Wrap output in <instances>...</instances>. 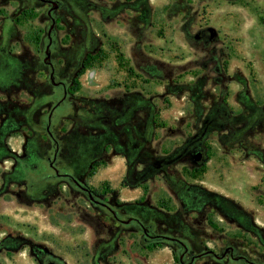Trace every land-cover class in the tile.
Listing matches in <instances>:
<instances>
[{
  "label": "rangeland",
  "instance_id": "1",
  "mask_svg": "<svg viewBox=\"0 0 264 264\" xmlns=\"http://www.w3.org/2000/svg\"><path fill=\"white\" fill-rule=\"evenodd\" d=\"M56 1L52 24L47 3L0 0L1 232L66 264H179L183 252L145 244L65 181L28 194L26 176L48 172L43 123L62 97L49 50L67 86L51 115L59 169L183 242L184 264L225 249L191 264H264V0ZM195 134L197 163L182 152Z\"/></svg>",
  "mask_w": 264,
  "mask_h": 264
},
{
  "label": "flooded vegetation",
  "instance_id": "2",
  "mask_svg": "<svg viewBox=\"0 0 264 264\" xmlns=\"http://www.w3.org/2000/svg\"><path fill=\"white\" fill-rule=\"evenodd\" d=\"M38 1L51 5V7L48 9V11H50L49 15L47 16L49 17V19L52 18L50 15L51 12L57 9L59 6L54 8V4H51L50 2H55V3H58V2L56 0H38ZM48 39L49 41L47 44V48L49 49L51 38L48 37ZM45 52H48L50 56L49 50ZM49 56L46 58V61L43 62L49 67L48 81L51 85H53L54 87H58L61 90L62 97L60 100L52 104V106L49 109L48 114L45 117L46 120L43 123L44 132L46 133L47 136H48L47 132L50 133V135L52 136V139L49 136L48 138L53 143L52 155L45 157V164H46L48 172L40 176H37L35 178L26 176L27 182H28V185H27L28 194L35 193L38 189L43 188L47 184H50L49 186H46L47 188L54 190V188L56 187L55 183L59 181H65L67 182L68 187H71L75 189L76 191H78L80 194H82L87 199V201L90 202L91 205L101 209L107 216H109L115 222L119 224H124V225L128 223H132V222L137 225V222H138L141 225V226L137 225V227L142 233V236H143L142 241L145 244H147L148 243L147 241H150L151 240L150 238L153 236V234H151L150 232L151 230L150 226H147V228H145L136 218L131 217V216H127L126 218H123L114 208L110 207L104 201L105 197L108 195L106 191H98V190L90 189L86 186V184L78 182L70 173L63 171L56 166V159H57V154L59 150V144L51 132V127H52L51 115L53 111L55 110V108L64 106L62 103H63V100L65 99L67 86L64 81L55 80V75L57 74L58 70L54 68L53 62L48 60ZM200 140L201 139L198 138L196 134L192 135L190 138L186 140L183 146V149H182V152L187 154L189 160L193 163H197L202 158L201 150L195 148V146L200 143ZM172 155H173V152H172ZM156 167L159 169L154 170L153 172H158L165 166L163 164H159V165H156ZM10 195L12 196L11 193ZM115 217L119 221H123L126 223H120L116 221L114 219ZM132 219L137 220V222L133 221ZM35 241L36 240H34L32 237L19 238L18 236H14L13 230L9 232L8 231L1 232V228H0V264H19L20 261H22L21 259L25 261V264H66L65 262H63V260H61L60 256L50 251L47 245V242H45V244L40 243V244L35 245ZM19 252H27V254L21 255V253ZM185 253L186 252L183 250V252L179 254V257H178L179 264H184L183 256ZM19 257L21 259H19ZM191 263L189 259V264Z\"/></svg>",
  "mask_w": 264,
  "mask_h": 264
},
{
  "label": "water",
  "instance_id": "3",
  "mask_svg": "<svg viewBox=\"0 0 264 264\" xmlns=\"http://www.w3.org/2000/svg\"><path fill=\"white\" fill-rule=\"evenodd\" d=\"M50 3H51V4H54V8H56V7L59 6V3H55V2H50ZM49 12H50V11L47 12V15H49ZM50 20H51V22H52V24H53V19L50 18ZM45 55H46V57L43 58V62L46 61V58L49 56V53H48V52H45ZM47 134H48V136L52 139V136L50 135V133L47 132ZM114 219H115L116 221L120 222V223H126V222H123V221H119L118 219H116V217H115ZM132 220L135 221V222H137V220H135V219H132ZM128 221H129V220H128ZM137 225L141 226L138 222H137ZM150 239H151V240H155V241H166V242H169V243H175V244L180 245V246L183 248V250H184L185 252L187 251V247H186V245H185L183 242H181L180 240L176 239V238H172V237H168V236H163V235H153ZM229 251H230V255H229V256H230V258H232V255H231L232 250L229 249ZM226 252H227V249H225L224 252H223V254H222L221 256L218 257V256L214 255L211 251H205V252H203V253H201V254H199V255H196V256L191 257V258H190V263H191L195 258H199V257L205 256V255H212L214 258H216V259H220V258H222V257L225 256V253H226ZM238 259L244 261V262L247 263V264H254V263H251V262L247 261L246 259H244V258H242V257L234 258V260H238ZM179 260H180V259H179Z\"/></svg>",
  "mask_w": 264,
  "mask_h": 264
},
{
  "label": "trees",
  "instance_id": "4",
  "mask_svg": "<svg viewBox=\"0 0 264 264\" xmlns=\"http://www.w3.org/2000/svg\"><path fill=\"white\" fill-rule=\"evenodd\" d=\"M82 73V72H81Z\"/></svg>",
  "mask_w": 264,
  "mask_h": 264
}]
</instances>
